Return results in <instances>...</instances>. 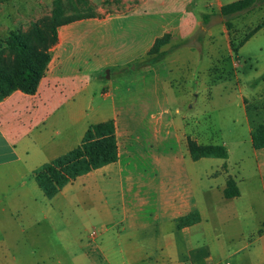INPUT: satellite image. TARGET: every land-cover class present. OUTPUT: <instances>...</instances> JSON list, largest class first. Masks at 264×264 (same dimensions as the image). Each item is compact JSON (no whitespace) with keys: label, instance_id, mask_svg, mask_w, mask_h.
Returning <instances> with one entry per match:
<instances>
[{"label":"crops","instance_id":"obj_1","mask_svg":"<svg viewBox=\"0 0 264 264\" xmlns=\"http://www.w3.org/2000/svg\"><path fill=\"white\" fill-rule=\"evenodd\" d=\"M237 1L136 0L57 27L37 91L15 90L0 100V256L41 209L44 193L33 172L78 147L90 126L113 121L118 160L52 199L44 195L45 217L53 230L63 228L56 237L60 254L69 257L58 264H264V148H254L251 137L264 123L237 98L241 114L232 119V142L238 153L232 152L205 105L193 125L191 114L172 105L173 69L185 55L200 60L197 47L143 64L157 39L169 35L167 51L203 30L205 14L220 19L233 55L220 13ZM252 10H264V3ZM206 89L195 93L198 99L217 89L233 102L229 88ZM187 137L225 146L228 158L194 161ZM230 178L239 196L226 198ZM192 213L199 220L179 227Z\"/></svg>","mask_w":264,"mask_h":264},{"label":"rangeland","instance_id":"obj_2","mask_svg":"<svg viewBox=\"0 0 264 264\" xmlns=\"http://www.w3.org/2000/svg\"><path fill=\"white\" fill-rule=\"evenodd\" d=\"M134 1L0 0V70L15 76L19 72V59L23 54L18 45L45 50L52 42V30L58 24L98 17L102 12L124 9L127 2ZM263 20L264 10H252L234 19L232 28L227 29L234 54L228 55L220 19L211 16L209 22L203 24V30L182 41L187 48L197 47L201 53L200 60L185 55L177 62L179 66L173 69V107L191 114L190 124L193 125L199 105L200 109L205 105L213 124L220 128L226 136L224 141H228V147L235 153L238 152L232 136L236 125L232 119L239 118L241 114L236 105L237 98L246 105L252 116L258 114L259 120L264 123V31H261L264 28L255 33L237 55L242 48L238 47L240 42ZM43 32L45 38L40 35ZM223 87L233 91L230 96V99L234 98L233 102L227 103L224 99L228 96L218 94L217 89H213L211 94H201L204 101L195 95L196 92H207L206 88ZM200 122L202 126L207 124L205 119ZM40 199L38 203L41 209L37 208L34 213L33 208H29V211L37 214L36 221L29 226L26 224L24 232L13 233L10 252L7 256H0V264H58L62 257L69 259L67 255L60 254L63 246L56 237V232L63 228L59 226L57 230L52 229L53 224L45 217L48 213V199L44 195Z\"/></svg>","mask_w":264,"mask_h":264},{"label":"trees","instance_id":"obj_3","mask_svg":"<svg viewBox=\"0 0 264 264\" xmlns=\"http://www.w3.org/2000/svg\"><path fill=\"white\" fill-rule=\"evenodd\" d=\"M263 3L264 0L237 1L224 6L220 15L225 18L226 27L230 30L233 25L232 20L235 16L250 13L256 5H261ZM209 18L210 15H203L204 25L208 22ZM61 24L64 23L58 24L52 30V42L45 50L39 51L36 47L30 45H18L23 53L19 59V72L14 76L0 70V100L15 90H20L27 94H34L37 91L44 70L50 61V50L57 42V27ZM263 28L264 20L244 37L238 47L243 46V44L251 39L255 33ZM40 35L42 38H45L44 32ZM169 40V35L157 39L143 64L151 65L157 63L171 51L186 46L185 42H182L172 46L167 51H163L162 47L168 44ZM154 55H156V57L152 58ZM251 137L254 148H264V124H259L253 130ZM186 146L194 161L202 158H228V151L223 145L198 144L190 137H187ZM117 160L118 144L114 123L113 121L103 122L90 126L78 147L41 165L33 172V177L44 195L48 199H52L58 195L64 187L74 182L78 177L114 163ZM224 195L226 198L239 196L238 187L231 178L227 181ZM198 220V214L192 213L186 217L180 218L178 220V225L179 227H185L196 223Z\"/></svg>","mask_w":264,"mask_h":264},{"label":"built area","instance_id":"obj_4","mask_svg":"<svg viewBox=\"0 0 264 264\" xmlns=\"http://www.w3.org/2000/svg\"><path fill=\"white\" fill-rule=\"evenodd\" d=\"M92 234L94 235L95 233L93 232Z\"/></svg>","mask_w":264,"mask_h":264}]
</instances>
